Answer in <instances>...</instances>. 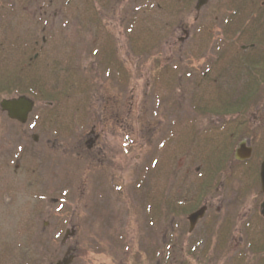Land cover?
Here are the masks:
<instances>
[{"label": "rangeland", "instance_id": "374dc122", "mask_svg": "<svg viewBox=\"0 0 264 264\" xmlns=\"http://www.w3.org/2000/svg\"><path fill=\"white\" fill-rule=\"evenodd\" d=\"M197 1L0 0L2 10L6 3L16 4L15 10L11 11L15 14L12 26L3 24L6 16L0 9V60L11 68L9 64L13 58L17 59L20 78L24 76L28 82L32 78L34 87L42 83L39 91H25L32 96L35 105L24 129L0 112L3 145L11 132L26 130L29 136H38L37 143L31 138L27 141L9 139L8 145L3 147L5 151L0 152V264H50L61 260L66 250L60 246L63 235L57 233L53 237L49 230L43 231L47 221L51 226L63 228V231L67 229L69 232L75 224L85 229L83 234L77 235V256L73 264H120L126 256L133 261L128 264H232L229 259L240 255L243 256L238 259V264H264V225L255 219L253 223L257 224L250 225L248 235L243 232L245 242L236 251L229 248L224 252L219 248L218 239L209 248L203 243L206 217L217 218L229 213L237 216L242 213L240 210H245L241 208L239 197L242 184L251 178L249 168L264 156V82L254 96L256 100L253 97L255 103H249L253 106L248 105L238 114L224 117L199 111L202 104L220 103L218 98L227 95L228 81L236 85L230 86L233 89L242 87L245 78H239V75L235 78L230 73V62L234 64L236 50L243 42L238 41L240 38L237 36H227L232 34L229 32L233 27H240L242 21H247L245 15L254 13L245 6V14L234 16L235 10L244 5L243 0H205L200 10L195 12ZM255 1L257 6L264 7V0ZM25 4L28 7L22 10L21 6ZM85 20L88 23L91 20L94 27L86 26ZM183 30L188 35L181 42ZM87 35L91 43L97 39L95 49L99 53L107 51V42L116 47L108 50L115 63L113 69L104 70L101 62L95 59V67L83 71L81 68L91 61L79 58L78 66L82 73L77 72V68L73 69L75 60L73 65L71 60H67L71 72L54 74L52 72L56 69L49 61L39 64L40 58H55L61 52H66L69 57V51L77 48L80 45L77 42ZM58 41L64 43L65 50L59 44L55 48ZM23 57L26 59L24 67L20 62ZM119 57H122L124 66ZM117 65L126 71L119 70ZM2 66L0 61V70ZM224 70V82L220 83V73ZM1 73L0 79L3 77ZM80 86L84 88L83 93ZM101 88L106 90L101 91ZM2 94L0 91V101L4 98ZM16 94H21V91H14L13 95ZM106 95L115 96L120 112H130L126 130L114 132L109 128L110 132H107L106 127H97L108 134L105 137L107 150L115 163L120 164L117 167L129 165L122 176L126 198L106 189L105 180L110 177L99 178L100 186H96L85 157L78 164L57 166L59 155L64 152L63 148H57V141L67 135V146L72 148L69 144L76 141L80 132L85 136L92 124L94 98L98 96L104 100L108 98ZM48 100L51 106H47ZM80 100L82 106L85 105L81 108V111L85 109L82 118L77 110ZM239 119L244 120L243 129L232 139L231 151L241 140H247L253 147L251 159L248 164H237L231 158L228 160L208 192L214 202L199 225L190 236L178 235L176 250L165 248L172 238V227L177 222L183 226L186 218L184 213L170 214L171 200L174 196H179L178 199H183L181 201L194 197L200 181L199 172L195 170L199 168L200 171L204 166L206 140L216 137L213 140L220 142L222 134L228 135L232 131L229 128ZM223 126L226 129L220 132ZM47 137L52 142L56 138V147L43 142ZM213 151L219 152V149L213 147ZM121 153L124 158H121ZM69 154L68 151L65 157L68 160ZM69 166H75L71 173L67 170ZM142 180L145 187L140 188ZM48 181L54 192L52 188L47 190L50 193L41 189ZM64 186L69 187L65 198L58 189ZM79 187L83 189L81 196ZM250 194L252 197L245 199L246 206L248 208L250 201L254 209L260 199L253 196L256 194L254 189ZM199 197L203 204L208 195L204 199ZM51 199L58 201L54 204ZM97 199L100 200L97 206L100 214L96 221L92 219L91 206ZM148 210L152 216L157 211L164 212L161 223L163 244L157 251L148 244L151 240L156 244L155 236L151 234L155 224H151L154 220L149 218ZM48 215L52 216L51 220ZM108 217H112L108 223L111 228L98 234L100 241H95L92 231L97 226L106 228L105 224L98 223ZM139 226L150 233L146 232L147 237L142 236L146 245L140 244ZM232 227L234 224L226 227L225 233L231 232ZM125 228L134 229L129 237ZM217 232L215 228L210 231L212 239L218 236L214 238ZM119 236H123L122 240L115 242ZM49 238L56 239L50 241ZM253 242L257 244L254 249L248 247ZM13 244L17 245L15 254Z\"/></svg>", "mask_w": 264, "mask_h": 264}, {"label": "flooded vegetation", "instance_id": "af4514ba", "mask_svg": "<svg viewBox=\"0 0 264 264\" xmlns=\"http://www.w3.org/2000/svg\"><path fill=\"white\" fill-rule=\"evenodd\" d=\"M68 1V0H67ZM6 7H3V12L4 15L6 16V18H4L5 20L3 21V24L5 26H12V24L15 21L13 17L15 14H12L11 11L15 10L16 4H14L13 2L10 3H6L5 5ZM84 6V4L82 5ZM27 5L25 4L24 6H21V9H27ZM40 9V8H39ZM21 10V11H22ZM23 12V11H22ZM11 13V16H10ZM86 23L85 25L88 26H92L93 23H91L92 21L89 20L90 22L88 23L87 20H85ZM99 22V21H98ZM100 42V39H99ZM81 46L79 50L80 52V56L79 58L82 60H89L91 61L89 65L85 64V66H83L81 69L83 71H86L87 69L91 68V70L95 67V59L98 60L99 62H101L100 64L102 65V68L106 71L110 70L111 64H113V61L111 59V56L108 54V50L111 49V46L109 44V42L106 43V47H107V51L104 52H100L98 50L95 49V45L97 43V39L92 41V43L90 42V36L87 35L86 37L83 38V40H80L78 42ZM24 56H26L24 54ZM37 55H35L33 58H36ZM78 57H73L71 54L70 56H66V52H61V54H59V56H57V59H54V63L55 65H57L56 67L59 70H66L71 68L70 67V62L73 65V62L75 60V67L78 70H81L79 68V62L80 59ZM26 59L23 57L20 62L22 64V66L24 67V61ZM67 60H71L70 62H67ZM46 61L51 62V58H47L46 60L44 58H40V64H46ZM31 64V63H29ZM94 64V65H93ZM5 69L9 73L8 78L0 85V91L1 93H3V97H5L6 99H10V98H15L18 97V94L13 95V92L15 91L18 92L20 87L26 88V89H30L32 88L33 84L31 81H27V82H20L18 79V61L17 59L12 60V64H11V68L8 69L7 67H5ZM106 90V88H101V91ZM113 96V97H111ZM106 99L101 100L100 98H98V96H96L94 98V106L92 107V124L89 127L88 132H86L85 136H83V134L80 132L78 134V136L76 137V141H72L69 145H72V148H69L67 145V141H66V136L64 135L62 137V139L59 141H57V148L58 149H62L64 150L63 153H60V163L63 166H67L68 164H78V162H81L83 160V157H85V161L87 162V167H89V170L92 173L93 176V180L92 182L96 184H99L100 186V182H98L99 178H104V176L106 177H110V179L108 181L105 180V186L107 190L111 189V192H117V196L118 197H122V198H126L127 197V191H126V184H125V180L123 179V173L127 170V168L129 167V165H127V167H117V165H120L118 163H115V160L113 157H111L109 151L107 150V146H106V140L105 137L108 135L106 134V132H104L103 129H97V127L99 126L100 128L106 127L108 129L107 132L109 131V128L112 131H116V130H126L127 128H129V113L130 112H120L119 107L115 101V96L114 95H106ZM2 114H4L2 111H0ZM122 115H119V114ZM95 118H97L95 120ZM28 122V121H27ZM19 124L20 126H25V124ZM18 124V123H16ZM24 129V127H23ZM74 133H72V135H74ZM32 136H34V134H31V136L28 135V131L26 130H22L17 132H11L10 134H8L7 138H6V142L3 145V140L0 139V152L5 151V149L3 147H6L8 145L7 140L12 139V138H18L21 139L23 141H27L28 138L32 139ZM37 136V135H35ZM38 137V136H37ZM56 138H54L53 142L51 141V139L49 137L44 138L43 142L46 145H50L52 143L53 147L54 146V141ZM245 145L247 147H250L253 153V147L252 145H250V143H248V141L246 140V142H244ZM9 145H11V143L9 142ZM62 146V147H61ZM69 151V158L70 160L66 159L65 157H67V152ZM124 152V151H123ZM125 153V152H124ZM252 153H251V157H252ZM112 156H114V154L112 153ZM250 157V159H251ZM121 158H124V154L121 153ZM264 158V156H263ZM262 158V159H263ZM15 159H19V157H15ZM249 159V160H250ZM261 159V160H262ZM73 160H76L73 161ZM234 160V157H233ZM249 160L247 161H239L237 159H235V162H237V164H248ZM261 160H258V163H256V165L251 166L249 168V172L251 174V178L250 179H245V183L242 184V188L239 194V197L241 198V202L242 203V209L240 210L242 211V213H240L239 215L235 216L234 213H229V214H225L224 216L221 215L220 217L215 218L214 217H210L207 218L205 221V225H206V237H205V241L203 242L206 245V248H209L211 246L212 243L216 242V239H218V245L219 248H221V250H228L229 248L232 251H236V249L238 248L239 245H241L243 243V241L245 242L244 238H243V232L247 233L251 230L250 229V225H255L257 223H260L262 225H264V217L260 216V206L261 204L264 202V193L261 192V188H260V179H259V168H260V163ZM62 161V162H61ZM118 161H120V157L118 156ZM80 164V163H79ZM126 162H124L123 165H125ZM60 165V166H61ZM122 165V166H123ZM19 167V166H17ZM71 168L75 169V166H69V168L67 170L72 171ZM95 179V180H94ZM209 184H210V180L206 179V192L209 191ZM220 186V184H219ZM58 187V184H57ZM104 187V186H103ZM95 188V187H94ZM109 188V189H108ZM59 189V194L61 196H63V198H65V195H67L69 193V187L68 186H64L62 189ZM81 192H80V196L82 193V188H78ZM104 187V191L106 192L107 190ZM254 189L256 194L253 195L256 198L260 199V203L256 206V208H252L250 205V201L248 203V208L246 206V200L248 197H252L250 194V190ZM100 190V189H99ZM99 190L97 191V197L99 199ZM54 192V191H53ZM51 192V193H53ZM55 192H57V190H55ZM102 192V191H101ZM105 192H103L102 194H104ZM249 193V194H247ZM247 194V195H246ZM208 195V197L206 198V200H204L203 204H199L196 200H185V202H189L192 201L191 203H193V206L198 205L199 207H204L205 208V214L207 213L208 209L211 208L212 206V202H214V199L209 196V194L207 193L206 196ZM100 197L101 194H100ZM96 200L95 203L92 204L91 206V215H92V219H95L96 221L98 220V215L100 213H98V203L100 200ZM79 200V199H78ZM125 200V199H124ZM123 200V201H124ZM51 201L54 202V204L58 201V199H52ZM172 201H174L175 203L173 204V210L170 211V214L172 215H178L179 211L178 209V205H180V201H178V197L177 200L174 198ZM183 203V201H182ZM220 208V207H219ZM239 211V212H240ZM219 212V210L217 211ZM214 213L215 215L217 214ZM237 212V213H239ZM254 214V217L252 215V213ZM236 213V214H237ZM47 214H50L49 212ZM163 214L164 212L161 211H157L156 214H154V216L150 215L149 213V218L151 220H154L151 222V224H155V228L153 229V231L151 232V234H153L155 236V245H154V241L151 240L148 244L149 245H153L156 249H161L160 247L163 244L162 241V219H163ZM205 216V215H204ZM48 218L51 220L52 216L48 215ZM219 219H221L219 221ZM256 220L257 223H253V220ZM112 220V217H108V219H105V221H101L100 223L105 224L106 228H102L100 226H97L94 230L92 228V235L94 237H92L95 241H100L98 234H103L104 232L108 231L111 227H109L108 223ZM198 221L196 223V226L194 227V229L199 225ZM234 224V227H232V231L229 233H225L226 227H228L229 225ZM150 228H152V226H150ZM217 230L218 232L214 234V238L216 235H218L215 239H212L213 235H211L212 233H210V231L212 229ZM63 228H57L56 226H51V222L47 221L44 224L43 227V231H47L49 230L52 234L53 237L54 235H56L57 233L59 234V236H61V234L63 235V237L61 238V242H60V246L61 247H65L66 250L62 253V258L61 260H65V263L63 264H73L76 260V251H77V235L83 234V232L85 231L84 228H82L80 225H73L70 228V231L68 232L67 229H65V231L62 230ZM127 230V236L129 237V234H131V231L134 230H130V228H125ZM193 229V230H194ZM193 230H190V226H189V222L187 220V217L185 218V222H183V226L179 225V223L177 222L173 227H172V231H173V235L172 238H170V241H167L168 244L165 246V248H169L172 250H176L178 248V235L181 234H185L187 236H190L193 232ZM137 231L138 234L140 236V244H144L146 245L147 242L145 241V238H143L142 236H146V232L149 233L148 231H146V228H141L140 226L137 227ZM63 232V233H62ZM205 233V232H204ZM150 234V233H149ZM123 236H119L115 242H119L122 240ZM127 237V238H128ZM147 237V236H146ZM65 238V241H64ZM76 240L74 242H71L73 239ZM53 239L56 238H49L50 241H52ZM106 239V238H105ZM134 239V238H133ZM16 244H13V254L16 253ZM248 247H252L253 249L257 247L256 243H251L250 246ZM157 251V250H156ZM225 252V251H224ZM243 256V255H240ZM239 257H232L231 259H229V262H231L232 264H238L239 263ZM124 257V256H123ZM230 258V257H229ZM61 260H57L54 263H50V264H56L57 262L61 261ZM125 260V261H124ZM122 260L121 262H119L120 264H128L130 262L133 263V261L131 260V258H128L127 256L125 257V259ZM174 261L176 262V259H174ZM173 261V263H175ZM159 263V262H158ZM16 264V263H14ZM157 264V263H156Z\"/></svg>", "mask_w": 264, "mask_h": 264}, {"label": "trees", "instance_id": "16d2710c", "mask_svg": "<svg viewBox=\"0 0 264 264\" xmlns=\"http://www.w3.org/2000/svg\"><path fill=\"white\" fill-rule=\"evenodd\" d=\"M242 28L240 27H233L229 33H232L231 35H235L238 30ZM242 37L240 38V41H242L245 44H254V45H260V50L258 51L257 48H254L252 50H249L248 53L244 52H237L236 59L234 60L235 67V75L236 74H243L245 75V83L243 87L240 88V90L237 91V100L235 102L229 105L228 98H224L223 101H219L221 103H224V109H227L226 111H237V110H243L248 107L249 105V99H253V97L256 95V93L259 91L261 84L264 82V26L260 23H253L249 27H246V30L242 32ZM220 99V98H218ZM223 105H217L212 104L210 105V108H206V111H213L214 109H221ZM230 137L227 136V139ZM212 141V140H211ZM210 141L209 143V150L211 155V158L215 159L216 161L213 163H209L206 167V155L204 159V168L203 171L200 173V178L202 183L200 186H198V193L197 196L203 195L206 193V185L201 186L204 181L206 182V172L209 174L214 173L217 171L218 167H222L224 161L230 157V152L226 151L230 147L225 146L220 150V152L217 154V152L214 154L213 147H218V141L213 140V143ZM230 142H233L232 139H230ZM210 174V178L212 179V175Z\"/></svg>", "mask_w": 264, "mask_h": 264}, {"label": "water", "instance_id": "95a60500", "mask_svg": "<svg viewBox=\"0 0 264 264\" xmlns=\"http://www.w3.org/2000/svg\"><path fill=\"white\" fill-rule=\"evenodd\" d=\"M204 0H199L198 7L203 4ZM0 107L3 111L8 113V116L11 119H15L24 123L26 120L27 114L30 112L32 104L29 101H26L24 98H20L18 100L13 101H2ZM250 155V150H242L237 151V157L239 159H246ZM260 182H261V189L264 192V160L260 167ZM204 210L201 209L198 212L192 214L189 217V221L191 226L195 224V222L203 216ZM261 215L264 216V204L262 205Z\"/></svg>", "mask_w": 264, "mask_h": 264}]
</instances>
